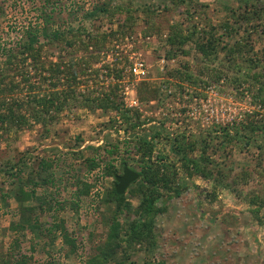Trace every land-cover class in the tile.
Listing matches in <instances>:
<instances>
[{
    "label": "trees",
    "instance_id": "obj_1",
    "mask_svg": "<svg viewBox=\"0 0 264 264\" xmlns=\"http://www.w3.org/2000/svg\"><path fill=\"white\" fill-rule=\"evenodd\" d=\"M62 1L32 0V9L27 11L24 5L18 4L26 3L22 0L12 3L10 0H0V142L4 136L31 130L37 125L49 127L60 120L64 111L79 108L91 113L117 114L120 129H125V139L108 140L105 146L99 148L89 146L87 150L98 155L92 154L84 158L88 172L101 169L103 176L112 178L114 182L102 199V205L109 208L112 206L110 218L106 220L108 232L97 246L96 254L83 264H136L132 257L139 253L144 255L143 264H165L155 259L160 245L158 217L166 214L170 202L188 193L196 181L207 185L205 199L210 204L216 203L227 192L234 200L245 203L254 221L262 226L264 198L254 192L244 195L243 190L237 188L238 178L233 179L231 170H225L212 158L209 150L215 149L216 142L220 148L225 146L227 149L233 148L234 139L240 145L244 142V147L255 142L258 136L264 140V119L246 125L245 132L239 129L236 132L224 129L220 133L212 130L206 135H203L205 131L199 132V137L193 134L188 136L186 131L176 133L170 128L146 129L147 123L141 120V114L127 108L119 95L121 88L118 82L124 78L122 71L108 68L106 73L100 75L99 70H91L89 60L87 62L116 34H94L86 28V21L100 15L113 18L117 14H125V21H131L132 11L128 6H112L109 2L96 0L91 11L84 13L79 27L74 28L76 17L56 23V15H66L67 8H62ZM173 1L177 7L189 3L187 0ZM239 1V10L244 11L243 14H238L239 11L233 13L235 24L229 18L219 28L214 26L210 30H203L194 26L186 33L178 26L173 28L167 38V60H173L180 54L188 55L189 52L184 47L193 44L203 61L218 63L219 67L209 68L207 73L205 69L196 70L185 66L183 69L169 71L168 74L175 80L190 84H197L201 81L199 76L206 74H210L211 80L220 81L224 77L222 69L226 67L228 70L241 72V63L245 62L248 68L245 82L255 86L256 94L264 104V74L259 70L264 65V49L259 51L255 47L257 41L264 42V0ZM33 12L36 13L35 16L29 17L28 13ZM3 17L24 18L20 23L13 22L14 26H8V29L22 34L16 41L4 40L6 29L1 25ZM248 26L251 27L250 30L247 29ZM219 31L223 32L219 34ZM242 32V37L235 40L231 47L220 48L226 51L225 58L220 60V41L226 36L238 37ZM51 48L58 49L60 53L81 50L86 56H81L75 62V54L71 52L69 62H65L66 58L61 56L54 62L48 60L51 56L49 57L47 50ZM84 75L92 80L99 79L103 86L112 78L116 83L110 82L109 90L101 85L102 88L87 87L83 91L81 86L85 85L80 77ZM228 77L230 76L226 79ZM237 82L242 81L237 77L233 78L232 83ZM114 123H118L115 118L110 121L112 126L109 127L113 128ZM259 150L264 151L263 146L259 145ZM59 161L58 156L32 158L27 153L18 164L9 165L10 167L7 165L6 169L0 168V176L5 173L18 182L14 183L18 185L15 197L20 205V219L13 222L9 229L17 234L30 233L34 235V240H43L47 246L61 240V251L65 256L71 257L79 249L77 229L70 230L66 222L59 219L45 224L41 217L52 211L64 210L67 206L79 212L85 199L92 195L94 185L77 177L71 186L75 192L70 203L69 199L59 200L56 194L52 197L49 196L50 193L38 195L37 191L42 187L47 190L52 187L57 189L59 196L62 190L68 189L67 186L62 189L61 184H56L54 170ZM29 162L38 163L37 167L30 170ZM126 167L137 171L139 179L124 195H119L116 191V177L122 175ZM27 172L29 175L24 181L23 176ZM248 176V172L241 175L244 182ZM10 196L11 194L1 189L0 205L6 204ZM133 199L138 201L136 206ZM33 201H37V204L28 205ZM89 235L93 239L91 231ZM22 238L18 236L5 254L0 253V264L29 263L32 256L20 251L24 241ZM31 249L35 251L36 246L31 245ZM52 260L53 258L46 264H53Z\"/></svg>",
    "mask_w": 264,
    "mask_h": 264
},
{
    "label": "rangeland",
    "instance_id": "obj_2",
    "mask_svg": "<svg viewBox=\"0 0 264 264\" xmlns=\"http://www.w3.org/2000/svg\"><path fill=\"white\" fill-rule=\"evenodd\" d=\"M14 1L18 0H10L11 3ZM22 1L26 3L18 4L24 5L27 11L32 9V0ZM102 1L109 2L112 6H128L132 11V18L131 21H125V14H117L113 18L100 15L86 21V28L94 34H116L108 39L103 49L94 53L91 59H87V62L89 60L90 69L99 70L100 75L106 73L108 68L121 70L138 61L143 62L148 72L146 79L134 84L131 79H125L119 95L127 108L141 114V120L147 123L146 129L170 128L176 133L186 131L188 136L193 134L199 137V132L203 131V135L212 130L243 131L246 125L264 119V104L256 94L255 86L245 82V76L248 74L245 62L241 63V72L225 67L222 69L224 77L220 81H213L210 74H206L199 76L201 81L197 84L175 80L168 74L169 71L183 69L185 66L196 70L205 69L207 73V69L219 67L218 63L203 61L193 44L184 47L189 52L188 55L180 54L173 60L162 62L167 51V38L173 28L180 26L185 33L194 26L210 30L214 26L219 28L229 18L235 24L233 13L239 11L238 14H243L244 11L239 10V0H187L189 3L180 7H177L173 0ZM94 2L96 0H63L61 6L67 8L66 15H56V23L60 24L76 17L74 28H78L84 13L91 11ZM28 14L32 18L36 13ZM16 19L3 17V21L1 20V25L6 29L4 40L16 41L22 35L8 29L13 22L20 23L24 18ZM14 25L15 23L12 26ZM250 28L248 26L247 29ZM222 32L219 31V34ZM242 34L243 32L238 37L226 36L220 41V60L225 58L226 54V51L221 49L231 47ZM255 44L256 50L264 49V42L257 41ZM71 52L75 54V62H78L81 56H86L81 50L60 53L58 49L51 48L47 50V54L51 56L47 59L57 62L61 56L66 58L65 62H69L72 58ZM259 70L264 74V65ZM225 76L230 77L226 79ZM236 77L242 82L233 84L232 80ZM80 78L86 86H81L83 91L87 87L94 89L103 86L97 78L92 80L87 75ZM110 82L103 86L106 90H109ZM165 88H169L173 93L169 94ZM114 118L118 123H114L113 128L109 127L112 126L110 121ZM119 120L113 112L91 113L77 108L64 111L60 120L49 127L37 125L31 130H23L2 138L0 168L18 164L27 153L32 158L60 157L54 177L57 185L61 184L62 189L67 186L68 189L62 190L59 196L57 189L52 187L47 190L42 187L38 189V195L50 193L49 196L52 197L56 194L59 200L69 199L70 203L75 192L71 186L77 177L93 184L94 189L90 198L85 199L79 212L67 206L64 210L52 211L41 217L45 224L59 219L64 220L70 230L77 229L79 249L76 254L67 257L61 251V240L47 246L43 240H34V235L30 233L17 234L9 229L13 222L20 219V205L15 197L18 185L14 183L18 182L3 173L0 176V190L4 189L11 196L6 204L0 205V253L6 252L20 236L24 239L20 251L32 256L28 264H46L52 258L53 264H83L86 259L96 254L97 246L108 232L106 220L110 218L112 209V206L109 208L102 205V199L112 188L114 180L105 178L101 169L88 172L84 158L93 154L91 150H87L89 146L99 148L105 146L108 140L125 139V129H120ZM217 144L218 142L215 143V149L210 148L209 154L225 170H231L233 179L238 178L237 188L243 190L244 195L254 192L264 198V151L259 150V145L264 149L262 137L258 136L255 142H250L246 147L244 142L240 145L237 139L233 141V148H220ZM96 155L98 154H93ZM29 164L31 170L37 167L38 163ZM246 172L249 176L244 182L241 175ZM27 173L23 176L24 181L28 178L29 172ZM230 180L232 181L231 178ZM206 186L201 181L194 182L188 193L171 201L168 212L158 217L160 245L155 259L165 264H264V224L257 225L247 205L234 200L227 192L221 195L216 203L210 204L205 199ZM133 202L135 206L138 204L135 199ZM36 204L37 201L28 203ZM262 215L264 216V210ZM90 231L94 234L93 239L89 235ZM31 245L36 246L35 251L31 249ZM16 250L18 251L17 248ZM132 261L143 264L144 255L136 254Z\"/></svg>",
    "mask_w": 264,
    "mask_h": 264
},
{
    "label": "built area",
    "instance_id": "obj_3",
    "mask_svg": "<svg viewBox=\"0 0 264 264\" xmlns=\"http://www.w3.org/2000/svg\"><path fill=\"white\" fill-rule=\"evenodd\" d=\"M167 61L166 58L163 59V63H165ZM125 69V70H123ZM122 71V74L124 76L123 80H120L118 83L120 84V88L122 89V85H123V82L125 81V79H130L132 80V83H136V82H139V81H142V80H145L147 75H148V72H147V69L145 67V65L143 64V62H136V63H133L129 68H122L121 69ZM111 81L113 83H116V80L114 78L111 79ZM107 82H110V81H107ZM132 84V85H133ZM169 88H165L164 90L167 91L169 94H172V90H168Z\"/></svg>",
    "mask_w": 264,
    "mask_h": 264
},
{
    "label": "water",
    "instance_id": "obj_4",
    "mask_svg": "<svg viewBox=\"0 0 264 264\" xmlns=\"http://www.w3.org/2000/svg\"><path fill=\"white\" fill-rule=\"evenodd\" d=\"M139 179V174L137 171L126 167L122 175H117L116 177V191L119 195H124L130 186Z\"/></svg>",
    "mask_w": 264,
    "mask_h": 264
}]
</instances>
